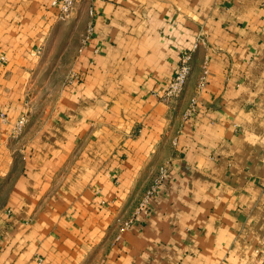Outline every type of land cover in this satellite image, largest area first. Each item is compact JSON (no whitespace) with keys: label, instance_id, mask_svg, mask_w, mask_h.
<instances>
[{"label":"crops","instance_id":"0c3cea01","mask_svg":"<svg viewBox=\"0 0 264 264\" xmlns=\"http://www.w3.org/2000/svg\"><path fill=\"white\" fill-rule=\"evenodd\" d=\"M53 1L0 0V264H264V0Z\"/></svg>","mask_w":264,"mask_h":264},{"label":"built area","instance_id":"2783aa9c","mask_svg":"<svg viewBox=\"0 0 264 264\" xmlns=\"http://www.w3.org/2000/svg\"><path fill=\"white\" fill-rule=\"evenodd\" d=\"M81 1L84 0H54L52 2V6L58 8V17H57L58 20L67 21L71 17L75 9V6ZM89 13L91 18L94 20V18L97 16L96 11L93 8H91ZM93 20H91V22L88 24L86 33L83 36L82 39L83 48L86 47L94 37L95 25ZM197 48H198V43L195 44L190 51L183 53L182 56L180 57V62L174 74V77L169 82L168 87L166 88L163 95V100L166 103H173L183 95L192 71V58H193L192 54L194 51L197 50ZM207 74L208 72L207 70H205L203 76L200 79L199 88H203L206 85ZM76 76L77 75L75 73H72L69 80L70 81L74 80ZM198 108H199L198 100L193 99L184 114V119L187 120L192 118L196 114ZM26 123H27V117L26 116L21 117V119L17 122L15 126V131L16 132L22 131ZM168 178H169V169L166 166L161 167L158 176L156 177L151 187L146 191L142 200L135 209L132 218L124 224V229H130L134 227L135 225L138 224L139 218H141L143 215L149 214L151 202L157 197L160 187L164 183H166ZM253 264H262V263H253Z\"/></svg>","mask_w":264,"mask_h":264},{"label":"rangeland","instance_id":"374dc122","mask_svg":"<svg viewBox=\"0 0 264 264\" xmlns=\"http://www.w3.org/2000/svg\"><path fill=\"white\" fill-rule=\"evenodd\" d=\"M69 71H70V70H69ZM49 72H52V71H51V70H47L46 73H45V71L42 73V75L40 76L41 81H43V79L46 77V75H47ZM57 72H59V71H57ZM57 72L54 73V77L57 79V80H56V83H59L62 77L58 76V73H57ZM71 74H72L71 72H68V74H67V79H70ZM42 86H43V85H41L40 88H43ZM48 88H49V89H53V90L55 89V87H52V88H50V87H46V88H44V93H46V91L48 90ZM37 107H41V104L37 105Z\"/></svg>","mask_w":264,"mask_h":264}]
</instances>
